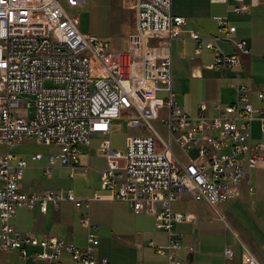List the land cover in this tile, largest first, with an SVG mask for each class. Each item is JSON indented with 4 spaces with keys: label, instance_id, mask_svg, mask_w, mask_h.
<instances>
[{
    "label": "built area",
    "instance_id": "obj_1",
    "mask_svg": "<svg viewBox=\"0 0 264 264\" xmlns=\"http://www.w3.org/2000/svg\"><path fill=\"white\" fill-rule=\"evenodd\" d=\"M235 1L234 13L248 11L244 0ZM86 2L0 0V144L7 151L0 156V249L50 264L65 256L75 264H110L98 257L99 239L91 232L82 248L63 238L19 232L13 224L21 209L45 214L50 204L58 208L64 202L76 208L86 203L89 208L103 197L95 194L84 202L72 190L23 193L20 182L28 163L19 157L13 164L10 150L24 138L55 147L48 156L46 176L50 178L52 167L60 164L73 178L90 136L102 135L98 152L107 168L101 184L108 198L129 203L135 215L154 217L169 241L166 246L149 245L167 258V264H181L182 236L174 229L196 224L198 218L175 211L174 203L185 195L213 208L235 201L248 174L264 170V144L253 142L255 122L264 135V108L253 104L254 94L264 104V86L232 83L234 103L215 104L217 115L211 117L205 115L208 106L201 104L199 116L193 117L177 105L173 93V42L186 25L184 17L173 15V0L132 3L136 27L124 48L81 31L79 16L68 10L82 9ZM214 20L220 35L205 44L198 32H189L196 43L195 55L204 50L214 54L212 70L240 68L239 53H250L247 42L231 38L237 29L228 16ZM153 39L158 40L156 45ZM222 40L231 42L237 53L226 54ZM160 92L167 98H159ZM24 107L29 115L18 116L15 111ZM125 119L140 134L127 138L124 151L113 150V122ZM177 150L187 157L186 163ZM42 157L38 154L33 160ZM80 223L89 227L88 218ZM225 255L231 258L233 250L227 249ZM241 262L261 264L245 245Z\"/></svg>",
    "mask_w": 264,
    "mask_h": 264
},
{
    "label": "crops",
    "instance_id": "obj_2",
    "mask_svg": "<svg viewBox=\"0 0 264 264\" xmlns=\"http://www.w3.org/2000/svg\"><path fill=\"white\" fill-rule=\"evenodd\" d=\"M135 1L130 2L134 5ZM244 2L248 11L236 14L233 12L237 6L235 0H229L228 5L213 0H173V15L184 17L186 20L183 33L173 42L172 50L176 74L181 77L179 85L182 89L185 88L182 82L188 76L198 82V89L202 92L200 96L203 99L201 104L208 106L206 116L217 115L213 109L215 104L225 106L235 102L236 90L231 86L232 83L244 82L256 89L264 86V0H244ZM216 16H228L231 25L237 29L231 38L247 42L250 53L246 55L239 53L242 65L238 69L212 70L209 66L214 61V54L204 50L202 55H195L196 43L190 38L189 32H198L202 44H205L208 38L219 36L218 26L214 20ZM135 27L133 10V32ZM151 43L156 45L158 40L153 39ZM219 44L226 54L237 53L231 42L222 40ZM189 94L188 91L185 95ZM253 104L264 108V104L257 100L255 94ZM197 116H199V107ZM253 142L264 144V135L259 122H255L253 126ZM48 148L46 155L38 153L43 156L40 160H33L38 154L30 158L31 162L25 159L28 167L20 182V190L23 193L46 190L66 193L72 190L76 197L84 202L92 199L95 194L101 195L103 199L92 201L89 208L86 203L81 208H76L74 204L67 202L62 203L58 208L50 204L45 214L38 209L34 211L21 209L13 220L19 232L33 231L39 238L43 236L63 238L82 248L86 247L87 234L91 232L99 239L98 257L107 259L110 264H167V258L157 254L149 245L153 243L154 246H166L169 241L167 232L156 227L154 217L135 215L129 203L111 200L108 198V191L102 188L101 177L102 172L107 168V163L98 152L99 146L95 150L90 142L89 146L82 148L80 163L73 178H70L71 170L60 164L52 167L50 178L46 176L48 156L56 151L55 147ZM177 153L183 163L188 161L179 150ZM1 154L0 151V156ZM18 158L15 156L13 164H16ZM101 160L105 163L101 164ZM91 172L95 173L94 184L89 182L85 187L79 183L74 185V179L88 176ZM250 186L254 187L253 192L250 191ZM239 191V200L252 199L254 207L258 203H263L264 170L256 169L249 173L241 183ZM81 218H88L89 227L80 223ZM186 224L188 223L179 225ZM193 231V233L180 234L182 249L178 252V257L181 264H242L243 245L256 255L261 264H264V234H233V236L203 234L208 231L207 226H202L201 231L196 228ZM191 246L194 247V251L190 252ZM229 248L233 250V255L228 259L225 252ZM34 251L33 248L29 249L31 253ZM40 263L50 264L45 261L24 260L17 252L8 253L0 249V264ZM53 264L75 263L65 256L60 263Z\"/></svg>",
    "mask_w": 264,
    "mask_h": 264
},
{
    "label": "rangeland",
    "instance_id": "obj_3",
    "mask_svg": "<svg viewBox=\"0 0 264 264\" xmlns=\"http://www.w3.org/2000/svg\"><path fill=\"white\" fill-rule=\"evenodd\" d=\"M131 0H87L84 7L78 10H68L72 15L80 18V29L83 33L95 36L100 39H109L117 48H124L126 40L133 32V9ZM180 75L176 74L173 60V91L177 105L184 107L188 114L197 116L198 107L203 102L202 92L199 91V84L190 76L183 80L185 88L179 85ZM190 92L189 95H185ZM168 94L160 92L159 98H167ZM18 116L27 117L29 111L26 107L15 111ZM140 134L138 128H130L127 120H116L113 122L111 134L112 149H126V140L131 136ZM102 135H91V147L96 150L101 141ZM48 147L38 144L34 139L24 138L10 153L16 157H22L30 161V158L38 153L46 155ZM1 155L6 154V148L0 146ZM31 162V161H30ZM101 164L105 163L100 161ZM123 163V162H121ZM94 172L74 179V185L87 186L88 183H95ZM69 184V183H68ZM67 191V190H66ZM173 209L183 214H194L198 218L196 224L178 225L174 231L178 234L193 233V229L201 231L202 226H207V232L203 234H264V202L252 205V199L235 200L229 203L217 204L215 208L204 202H196L190 196H183L174 203ZM219 236V235H218ZM44 264V263H40Z\"/></svg>",
    "mask_w": 264,
    "mask_h": 264
}]
</instances>
